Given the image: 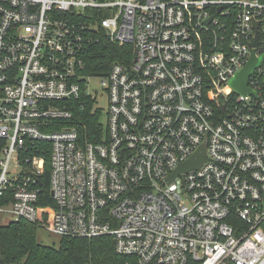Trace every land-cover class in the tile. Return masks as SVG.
I'll list each match as a JSON object with an SVG mask.
<instances>
[{
  "label": "built area",
  "instance_id": "1",
  "mask_svg": "<svg viewBox=\"0 0 264 264\" xmlns=\"http://www.w3.org/2000/svg\"><path fill=\"white\" fill-rule=\"evenodd\" d=\"M100 35L133 62L88 74ZM253 55L264 0H0V215L37 224L49 158L40 229L110 237L138 264H264V62L255 95L232 87ZM77 101L104 114L96 143L71 125Z\"/></svg>",
  "mask_w": 264,
  "mask_h": 264
},
{
  "label": "trees",
  "instance_id": "2",
  "mask_svg": "<svg viewBox=\"0 0 264 264\" xmlns=\"http://www.w3.org/2000/svg\"><path fill=\"white\" fill-rule=\"evenodd\" d=\"M87 56V72L99 77L106 76L113 64L133 62L132 45L119 47L111 44L103 35L95 37ZM99 39V40H98ZM79 102H74L71 125L87 142H98L104 133L101 110L93 111L90 103L81 111ZM49 165L42 179L43 203L46 208L40 213L37 224L25 221L0 227V264H138L133 256L119 255L110 237L94 239L62 238L59 246H44L38 241L39 223L51 209L53 202L49 190ZM46 217V216H45ZM48 221V219H45Z\"/></svg>",
  "mask_w": 264,
  "mask_h": 264
},
{
  "label": "water",
  "instance_id": "3",
  "mask_svg": "<svg viewBox=\"0 0 264 264\" xmlns=\"http://www.w3.org/2000/svg\"><path fill=\"white\" fill-rule=\"evenodd\" d=\"M257 45V40L254 43ZM264 62V56L262 58L257 59L255 55H253L251 61L247 64V66L239 72L234 80L232 81V87L234 88L235 91H237L239 94L242 95H255L250 89L248 88V80L254 70L261 66ZM206 155H207V146L204 144L197 154L187 161L186 163L182 164L179 166V168L175 171V173L171 176L170 181H173L175 178L178 176L182 175L184 176L185 173H188L192 170H198L201 168V166L204 164L206 160Z\"/></svg>",
  "mask_w": 264,
  "mask_h": 264
},
{
  "label": "rangeland",
  "instance_id": "4",
  "mask_svg": "<svg viewBox=\"0 0 264 264\" xmlns=\"http://www.w3.org/2000/svg\"><path fill=\"white\" fill-rule=\"evenodd\" d=\"M90 90L96 91L98 96V105L103 109H107V96L106 93L101 86V82L99 79H95L90 83ZM101 122H105L104 114L101 117ZM12 222V217L8 215L1 214L0 215V227H5ZM38 241L40 244L44 246H59L61 238L53 233H51L48 229H39L38 231Z\"/></svg>",
  "mask_w": 264,
  "mask_h": 264
}]
</instances>
